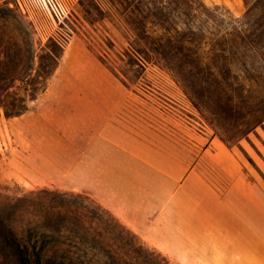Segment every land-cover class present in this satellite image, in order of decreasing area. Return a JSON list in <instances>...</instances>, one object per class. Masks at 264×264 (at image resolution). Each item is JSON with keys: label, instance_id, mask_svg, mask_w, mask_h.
<instances>
[{"label": "rangeland", "instance_id": "1", "mask_svg": "<svg viewBox=\"0 0 264 264\" xmlns=\"http://www.w3.org/2000/svg\"><path fill=\"white\" fill-rule=\"evenodd\" d=\"M164 7L174 21L180 17L199 30L198 45L205 53L216 45L225 46L218 66L222 76L210 75L212 68L217 71L211 55L202 61L171 62L187 80L181 82L143 54L154 50L140 38H164L160 27L149 24L158 21L149 8L159 18ZM69 9L66 27L55 23L39 0H0L1 60L14 56L17 46L23 67L36 70L41 56L52 51L53 36L67 32L73 35L72 41L82 39L129 87L151 119L165 122L167 134L176 130L183 149L191 142L200 155L214 141L208 153L212 159L222 145L264 194V0H76ZM131 23H136L137 33ZM160 49L172 52L167 43ZM6 119L1 110L2 139ZM69 195L80 194L26 191L0 178L4 223L0 225V264H24L16 254V243L43 247L42 264H176L145 246L117 220L112 222L90 197ZM79 227L95 232L92 236L66 232ZM28 261L38 262L33 249Z\"/></svg>", "mask_w": 264, "mask_h": 264}, {"label": "crops", "instance_id": "2", "mask_svg": "<svg viewBox=\"0 0 264 264\" xmlns=\"http://www.w3.org/2000/svg\"><path fill=\"white\" fill-rule=\"evenodd\" d=\"M82 39L48 90L6 119L0 178L93 199L176 264H264V194L231 151L197 154L151 119Z\"/></svg>", "mask_w": 264, "mask_h": 264}, {"label": "trees", "instance_id": "3", "mask_svg": "<svg viewBox=\"0 0 264 264\" xmlns=\"http://www.w3.org/2000/svg\"><path fill=\"white\" fill-rule=\"evenodd\" d=\"M152 1V0H151ZM153 6V4L151 5ZM150 14L153 19L158 20L157 22L151 21L149 24L158 26L164 31V38L160 40L153 37L140 38L145 40L148 46L153 47V52L143 53L150 60H156L159 64H162L166 69L175 75V77L181 82H187V80L182 76V73L174 69L171 62L174 61H202L207 55L212 56V65L217 68V71L212 68L210 70V75L215 77V73H219L222 76V69H220L219 61L223 60L226 53V48L223 45L214 46L209 53H205L199 47V30L195 31L191 25L182 18L178 17L179 21H174L171 18V11L168 7H164L161 10V16L158 18L154 14L153 9L149 8ZM135 33L138 32V27L136 23H131ZM169 45L172 50L171 53L162 51L160 47L163 44ZM36 44L32 41V51L33 59H36ZM237 49V47H234ZM65 49L61 48L56 42L52 47L50 53H46L41 57L40 66L36 70H29L23 67L24 58L21 48L16 46L14 56H10L7 62L1 60L0 52V111L4 112L7 119H12L19 117L29 111L30 105L37 101V99L43 95L49 88L53 76L55 75L57 69L59 68L60 61L63 57ZM217 66V67H216ZM32 71V72H31ZM34 72V73H33ZM68 196V194H63ZM73 197H80V195H69ZM98 209L102 207L96 204ZM13 207V206H9ZM104 213L108 215L110 220L115 221L116 219L106 210L102 209ZM73 214V212L71 213ZM100 218V220H102ZM4 224L0 218V225ZM69 234H75L80 236H92L95 231L92 228L79 227L76 230L66 229ZM37 252L38 262L41 263V255L44 252V248L28 245H21L16 243V254L22 258L24 264H30L28 257L30 256V251Z\"/></svg>", "mask_w": 264, "mask_h": 264}, {"label": "built area", "instance_id": "4", "mask_svg": "<svg viewBox=\"0 0 264 264\" xmlns=\"http://www.w3.org/2000/svg\"><path fill=\"white\" fill-rule=\"evenodd\" d=\"M73 1L76 0H39V3L55 23L68 27L66 21H70L69 5ZM52 38L61 48L66 49L70 45L73 35L66 32L60 36H53Z\"/></svg>", "mask_w": 264, "mask_h": 264}, {"label": "bare ground", "instance_id": "5", "mask_svg": "<svg viewBox=\"0 0 264 264\" xmlns=\"http://www.w3.org/2000/svg\"><path fill=\"white\" fill-rule=\"evenodd\" d=\"M220 147L223 149V146L222 145H220ZM224 150V149H223ZM224 152H225V150H224Z\"/></svg>", "mask_w": 264, "mask_h": 264}]
</instances>
